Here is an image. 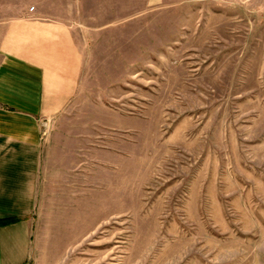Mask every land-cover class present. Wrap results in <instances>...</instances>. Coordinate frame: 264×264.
Listing matches in <instances>:
<instances>
[{"label":"rangeland","instance_id":"374dc122","mask_svg":"<svg viewBox=\"0 0 264 264\" xmlns=\"http://www.w3.org/2000/svg\"><path fill=\"white\" fill-rule=\"evenodd\" d=\"M76 1L81 164L47 177L30 264H264V0Z\"/></svg>","mask_w":264,"mask_h":264},{"label":"crops","instance_id":"0c3cea01","mask_svg":"<svg viewBox=\"0 0 264 264\" xmlns=\"http://www.w3.org/2000/svg\"><path fill=\"white\" fill-rule=\"evenodd\" d=\"M34 4L30 10L28 0H0V264H30L47 177L57 169L76 187L81 164L58 125L83 90L88 28L62 14L76 0Z\"/></svg>","mask_w":264,"mask_h":264},{"label":"trees","instance_id":"16d2710c","mask_svg":"<svg viewBox=\"0 0 264 264\" xmlns=\"http://www.w3.org/2000/svg\"><path fill=\"white\" fill-rule=\"evenodd\" d=\"M14 220H15V219H10V220H8V221H10V222H11V221H14Z\"/></svg>","mask_w":264,"mask_h":264},{"label":"built area","instance_id":"2783aa9c","mask_svg":"<svg viewBox=\"0 0 264 264\" xmlns=\"http://www.w3.org/2000/svg\"><path fill=\"white\" fill-rule=\"evenodd\" d=\"M33 9H34V7L31 8V10H33Z\"/></svg>","mask_w":264,"mask_h":264}]
</instances>
